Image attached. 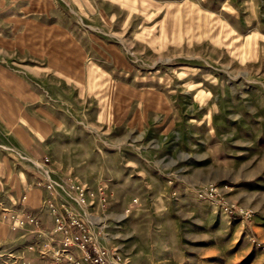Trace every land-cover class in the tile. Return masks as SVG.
<instances>
[{
  "label": "rangeland",
  "instance_id": "rangeland-1",
  "mask_svg": "<svg viewBox=\"0 0 264 264\" xmlns=\"http://www.w3.org/2000/svg\"><path fill=\"white\" fill-rule=\"evenodd\" d=\"M70 214L117 264H264V0H0V264H64Z\"/></svg>",
  "mask_w": 264,
  "mask_h": 264
},
{
  "label": "built area",
  "instance_id": "built-area-1",
  "mask_svg": "<svg viewBox=\"0 0 264 264\" xmlns=\"http://www.w3.org/2000/svg\"><path fill=\"white\" fill-rule=\"evenodd\" d=\"M71 219V225H77L83 233L76 234L73 232H70L69 228L70 225L65 223H61L58 221L59 226L56 227V231H60L65 237H64V244L67 247L77 245L82 248L84 251V260L88 262L89 264H117V261H121V257L117 254H111L108 250L104 248H100L97 246L96 243H93L92 250H88V244L90 242V238L87 237V234H85L86 228L77 220L74 219L70 214ZM22 225H31L36 228L39 227V221L34 217H28L27 220H21ZM112 258V259H111ZM60 261V260H59ZM58 264V263H56ZM67 264H82V261L80 259L73 260L72 262H69Z\"/></svg>",
  "mask_w": 264,
  "mask_h": 264
},
{
  "label": "crops",
  "instance_id": "crops-1",
  "mask_svg": "<svg viewBox=\"0 0 264 264\" xmlns=\"http://www.w3.org/2000/svg\"><path fill=\"white\" fill-rule=\"evenodd\" d=\"M43 243L47 244L46 241H44ZM44 245V244H42ZM69 250L65 253H63V257H64V264H67L69 262H72L73 260H76V259H80V261H82V264H89L88 262H86L84 260V251L82 250L81 247L79 246H70L68 247Z\"/></svg>",
  "mask_w": 264,
  "mask_h": 264
}]
</instances>
